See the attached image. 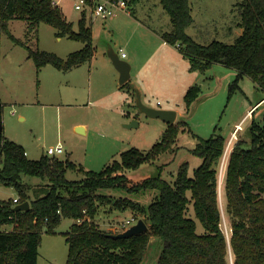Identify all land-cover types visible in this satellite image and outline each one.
<instances>
[{"label": "trees", "instance_id": "obj_1", "mask_svg": "<svg viewBox=\"0 0 264 264\" xmlns=\"http://www.w3.org/2000/svg\"><path fill=\"white\" fill-rule=\"evenodd\" d=\"M141 1L128 0V4ZM160 3L172 24V29L162 33V37L178 46L191 70L205 73L213 64L221 63L236 69L239 77L249 76L264 93V0H238L235 5L242 33L232 43L213 40L208 44L197 42L187 32L194 20L190 0ZM14 19L27 23L28 34L37 35L40 24L48 23L57 29L58 36L84 43L83 48L66 58L25 44L39 70L51 64L68 71L93 58L92 26L86 22L85 14L76 30L53 0H0L1 30L22 43L10 32L9 22ZM200 92L197 84L187 90L188 108ZM263 99L264 96L259 102ZM2 109L0 100V114ZM181 126L186 130L187 122L169 123L163 138L150 151L132 147L101 171L47 154L31 159L22 144L0 131V183L18 193L17 202L0 198V264H38L43 232L55 233L63 218L75 220L66 234L67 264H142L152 238L162 243L157 264H264V126L254 119L248 129L249 139L239 138L229 147V140L221 134L199 138L191 152L201 158V164L192 175L188 161L180 165L172 182L160 172L135 182L124 173L175 152ZM228 149L220 191L219 169ZM70 171L81 172L83 177L70 179ZM26 177H38L40 182L30 183ZM114 190L146 191L143 195L152 194V198L147 203L118 198L111 193ZM24 201L30 202V209L16 211L14 207ZM100 204L139 212V219L146 222L148 229L130 237H113L120 232L95 223ZM192 207L195 218L189 214ZM224 217L229 233L222 226ZM195 219L203 231H198ZM6 225L13 228L4 229Z\"/></svg>", "mask_w": 264, "mask_h": 264}, {"label": "rangeland", "instance_id": "obj_2", "mask_svg": "<svg viewBox=\"0 0 264 264\" xmlns=\"http://www.w3.org/2000/svg\"><path fill=\"white\" fill-rule=\"evenodd\" d=\"M53 1L57 2L77 30L79 20L85 14L75 7L79 0ZM191 1L194 4L193 16L196 22L187 29V32L197 42L208 44L213 40H221L232 43L241 34V28L238 26L240 14L235 5L238 0ZM139 5L141 8L139 9L137 5V14L146 22L162 30L172 29L170 16L162 7L160 0H143ZM146 14H150L151 18L146 17ZM85 17L89 23L91 17L88 12ZM92 21L95 29L93 43L96 50L99 46L96 52L108 55L109 48H113L117 53H120L122 48L129 57L136 56L141 71L139 78L146 91V101H143L141 96L143 103L154 108H173L172 110L178 112L175 124L187 122L186 130H183V126L180 128L177 150L163 154L156 161L146 163L138 169L125 170L124 173L130 180L140 181L160 172L163 178L172 182L180 165L185 161L189 162V171L192 175L194 168L201 164V158L191 152L199 138H209L216 133L224 136L226 141L234 137L232 140L234 143L239 138L249 139L248 129L253 119L264 126V101L252 109L253 113L246 116L248 110L264 96L249 76L239 77L236 69L221 63L213 64L206 73L191 70L188 60L174 57L178 52L176 47V50L174 49L176 52H172L145 42L146 38L141 28L136 27L134 31L131 25L118 27L117 18H94ZM107 22L115 24L114 27L111 28ZM9 29L22 43L15 42L9 33L0 28V98L3 103L1 113L3 131L10 140L23 144L29 158L39 159L43 154H47L49 147L61 143L64 152L58 156L62 159L69 158L83 165L85 169L101 171L114 159H119L123 151L135 147L148 152L163 138L168 127L166 121L141 112L136 106L137 98L134 99L130 94L125 106L118 100L119 98L125 100L123 96L128 93L126 90L129 88L128 85L124 89L118 88L120 90L111 89L115 82H112L107 74H95L93 81L90 80L88 62L68 71L60 70L51 64H46L39 70L34 59L29 57L25 45L33 49L55 52L66 58L69 53L82 48L84 44L82 41L68 36H58L57 29L48 23L40 24L37 35L28 34L27 23L22 19L11 20ZM142 44H145V47ZM101 49L104 51L101 52ZM116 71L119 83L120 75L118 70ZM175 78H178V86ZM131 79H135L132 72ZM183 80L187 84V89L196 84L201 88L198 99L189 108L185 102L187 89L181 92L179 87L184 88ZM89 81H92V84ZM133 100L135 106L130 104ZM133 120L138 121V124L133 127L125 126ZM77 123L87 124V131L79 132L75 127ZM237 124L240 128L234 136L232 132L237 128ZM229 150L224 154L220 164V191H223ZM67 177L80 179L83 174L70 171ZM26 180L30 183L40 182L38 177H26ZM115 191L111 193L118 198L128 197L146 203L152 198V194L143 195L146 191L140 193ZM17 194L15 188L0 183V198L9 199L16 197ZM189 214L195 218L193 207ZM141 216L137 211H122L110 204H100L94 220L103 229L122 232L127 229L123 225L127 220L135 219L131 224H126L130 227L137 223ZM195 220L198 223V231H203L200 222ZM74 221L71 218H63L55 233L43 232L38 264H67L66 234ZM222 226L226 233L230 232L225 217ZM3 228L12 229L13 226L6 225ZM161 249V241L158 238L156 241L153 240L142 264H157Z\"/></svg>", "mask_w": 264, "mask_h": 264}, {"label": "crops", "instance_id": "obj_3", "mask_svg": "<svg viewBox=\"0 0 264 264\" xmlns=\"http://www.w3.org/2000/svg\"><path fill=\"white\" fill-rule=\"evenodd\" d=\"M143 1V0H142ZM141 1V2H142ZM191 1V0H190ZM141 2H139V3H137L136 5H130V4H128L129 5V10L130 11H128V13H120L119 15H117V16H114V17H111V18H117V19H119V23H118V27H122L123 25H131L132 27H133V29H134V31H135V29H136V27L137 28H141L143 31V33H144V37L146 38L145 39V42L146 41H148L147 43H150V45L152 46V45H155V46H161V47H163V48H166V50H172V52L173 51H175L176 50V48H177V50H178V52H176L177 54H174V57L175 58H177V59H179V57L180 58H185L186 60H188L183 54H182V52L180 51V49L178 48V46L177 45H172V44H170V43H168V42H166V40L162 37V33H164V32H167V30H162V29H160V28H158V27H156L154 24H152V23H149V22H146V20H144V18L143 17H141V16H139L138 14H137V11H138V9L136 8L137 7V5H138V8H139V4L141 3ZM55 4H57V2H54ZM192 3V1L190 2V4ZM58 5V4H57ZM192 5V15H193V11H194V4L192 3L191 4ZM141 8V7H140ZM139 8V9H140ZM146 17H150L151 18V16H150V14L149 15H147L146 14ZM193 18H194V16H193ZM89 23L88 24H90L91 26H92V34H93V39H94V32H95V29H94V22L92 21V18H90V20L88 21ZM196 22V19L194 18V20H193V22H192V24L190 25V26H192L194 23ZM128 23V24H127ZM107 25H111L110 27L112 28V27H114V25L115 24H113V23H109V22H107ZM116 26H117V24H116ZM189 26V27H190ZM195 26V25H194ZM239 26V25H238ZM188 27V28H189ZM240 27V26H239ZM187 28V29H188ZM241 28V33H242V27H240ZM97 29V28H96ZM140 30V29H139ZM83 46H84V44H83ZM83 46H82V48H83ZM142 46L143 47H145V44H142ZM147 47V46H146ZM176 47V48H175ZM81 49V48H80ZM79 49V50H80ZM98 49H99V46H98ZM97 49V50H98ZM122 49V48H121ZM120 49V50H121ZM175 49V50H174ZM96 50V47H95V53H94V55H93V58L90 60V61H88V63L90 64V80H92L93 81V79H94V76H96V75H103V74H107L108 76H109V78L112 80V82H115V87L114 86H111L110 88L112 89V88H114V89H116V90H120V89H124V87L126 86V85H128L129 86V88H126V90H127V95L125 94L123 97H125V100L123 101V99L122 98H119L118 100L119 101H121L123 104L122 105H124L125 106V104L126 103H128V100H129V96H128V94H130L131 95V97H133L134 96V99H135V97H136V89H138L139 91H140V94H141V96H142V98H143V101L145 100L146 101V91H145V89L143 88V86L141 85V80H140V78H139V75H140V70H139V63H138V61H137V58H136V56L135 57H132V56H130L129 57V55H127L126 54V56H125V58L124 57H122V55H121V52L119 53L118 52V55L123 59L124 58V60H126V61H129L131 64V72H132V75H134V77H135V79H131V77H130V79H129V81L127 82L128 84H120V82L118 83L117 82V71L116 70H118L116 67H115V65L113 64V62H112V60H111V58L109 57V55H106V53L105 54H102V53H98V52H96L97 51ZM109 50H112V51H114L113 50V48H109ZM108 50V51H109ZM77 51V50H76ZM104 51V49H101V52H103ZM115 52V51H114ZM171 52V51H170ZM117 53V52H116ZM188 62H189V60H188ZM87 63V62H86ZM86 63H83V64H81V65H78V66H74L73 68H71L70 70H73V69H75V68H78V67H80V66H83V65H85ZM189 66H190V62H189ZM114 67L116 68V69H114ZM99 69V70H98ZM119 72V71H118ZM135 72V73H134ZM206 73V72H205ZM96 74V75H95ZM119 75H120V72H119ZM96 78V77H95ZM119 78H120V76H119ZM177 80H178V78L176 79L175 78V82H176V86H178V83H177ZM92 81L90 82L89 81V83L90 84H92ZM182 83H184V88H182V86H179L180 87V90H181V92L185 89H187V84L184 82V80H183V82ZM183 85V84H182ZM118 88H120V89H118ZM190 88V87H189ZM188 88V89H189ZM187 89V90H188ZM186 90V91H187ZM186 94V93H185ZM130 97V98H131ZM0 100H1V98H0ZM132 103V104H131ZM130 104L131 105H134L135 106V104H134V100L132 101V102H130ZM259 104V102H257L252 108H250L249 110H248V112H247V114H246V116L247 115H249L251 112H252V109L256 106V105H258ZM137 106V105H136ZM138 108V107H137ZM160 109H170V108H168V107H165V108H163V107H159ZM173 109V108H172ZM176 113H177V116H178V112L176 111ZM177 116H176V120H177ZM162 120V119H161ZM175 120V122L174 123H176L177 121ZM168 123V122H167ZM169 124V123H168ZM237 125H239V124H237ZM75 127H76V129L78 128V127H82V130H83V133H85L86 131H87V128H88V126H87V124H85V123H77V124H75ZM80 132V131H79ZM23 145V144H22ZM24 147V146H23ZM24 149H25V147H24ZM25 151L27 152V150L25 149ZM28 153V152H27ZM29 155V153L27 154V156ZM29 157V156H28ZM59 158H61L60 156H59ZM62 159V158H61ZM14 198H18V194H17V196L16 197H13V199ZM156 241V238H152V241Z\"/></svg>", "mask_w": 264, "mask_h": 264}, {"label": "water", "instance_id": "obj_4", "mask_svg": "<svg viewBox=\"0 0 264 264\" xmlns=\"http://www.w3.org/2000/svg\"><path fill=\"white\" fill-rule=\"evenodd\" d=\"M108 55L111 58L115 67L120 72V78H119L120 84L127 83L131 77V65H130V63L128 61L122 59L118 55V53H116L112 50L108 51ZM135 91H136V98H137L136 105L141 112L145 113L149 117L160 118V119H162L168 123H174L175 122L176 116H177V113L175 110L160 109V108H154V107L148 106L145 103H143L139 90L136 89ZM263 101H264V99L261 100L259 102V104ZM137 124H138V121L133 120L131 123L125 124V126L133 127ZM77 130L80 132H83L82 127H78ZM0 131H3V122H2L1 114H0ZM14 209L16 211L28 210V209H30V202L24 201L22 203H18L14 207ZM147 229H148V225L146 224V222L143 219H139L137 221V223L131 225L125 231H122V232L117 233V234H112V236L113 237H130L134 234L142 233L143 231H145Z\"/></svg>", "mask_w": 264, "mask_h": 264}, {"label": "built area", "instance_id": "obj_5", "mask_svg": "<svg viewBox=\"0 0 264 264\" xmlns=\"http://www.w3.org/2000/svg\"><path fill=\"white\" fill-rule=\"evenodd\" d=\"M77 10H80L84 12L85 14L88 12L90 14V17L92 19L94 18H100V19H107L114 17L119 14L121 11H130L128 0H79L75 5ZM121 55L122 57L126 56V53L123 49H121ZM240 128V125H237V128L232 132L234 136L236 135V132ZM234 137L229 138L228 147L231 144ZM47 155L49 156H56L64 152L63 145L61 143H58L54 147H49L46 151ZM25 154L27 155V152L25 151ZM18 198H14V202H17ZM134 218L131 220H127L126 223L123 225L126 226L125 228H128L127 225L134 222ZM127 224V225H126Z\"/></svg>", "mask_w": 264, "mask_h": 264}]
</instances>
